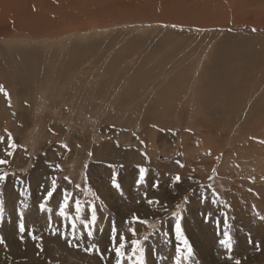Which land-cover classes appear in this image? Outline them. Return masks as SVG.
Returning <instances> with one entry per match:
<instances>
[{"label":"rangeland","instance_id":"rangeland-1","mask_svg":"<svg viewBox=\"0 0 264 264\" xmlns=\"http://www.w3.org/2000/svg\"><path fill=\"white\" fill-rule=\"evenodd\" d=\"M218 3L0 0V264H116L113 226L144 264H264V0Z\"/></svg>","mask_w":264,"mask_h":264},{"label":"snow or ice","instance_id":"snow-or-ice-1","mask_svg":"<svg viewBox=\"0 0 264 264\" xmlns=\"http://www.w3.org/2000/svg\"><path fill=\"white\" fill-rule=\"evenodd\" d=\"M253 31H255V29H253ZM0 91H3V89L0 88ZM15 147H16L15 143L12 142V138H11V136H9L8 148L9 149H14ZM61 147H63L66 151L68 150L67 145H65V144H62ZM6 155L8 157H12L13 156V152L12 151H7ZM89 155H91V153ZM177 163L181 167L184 166L182 163H180V161H177ZM6 164H8V160L0 159V166L6 165ZM55 167L57 169H59L60 166L56 165ZM85 167H87V165H85ZM7 177H8V173L7 172H0V183L6 181ZM144 179H145V169L141 168L139 170V178H138V180L136 182L137 186H139L144 181ZM65 180H67L69 183H71V180L68 177H65ZM175 181L177 183H179L181 181V178H180L179 175H177L175 177ZM113 186L114 187H119V185L117 184L115 178L113 179ZM56 187H57L56 180L53 179L52 180V185H51V190H49L47 192V195L45 197V201L39 205L41 211L45 210V204L53 196V194H54V192L56 190ZM77 187H79V186H77ZM154 187H156V185H154ZM70 202L74 203V211H75V214H76L74 219H73V221H72V229H71L72 235H71V238H69L67 233H65L62 236V238L65 239L68 242L70 247H76L77 249H79L80 248V243L79 242L73 243V242L74 241H81L82 238H83V233H81L80 236L76 235L77 225H76L75 221L76 220H80V223L83 225L84 232H86L88 239L91 241L93 239V229H94V226H95L96 221H97L96 207H95L94 204L93 205H87V211H88V213L90 215V219H81V213L83 211L82 205H81V201L79 199H75L74 201H71V193H68L66 191L65 195H64V200H63V202L60 205L59 213H58L61 217L67 218V215H70V214H66V212H65V209L67 208V206L69 205ZM212 202L215 203L216 201L213 200ZM148 203L149 204H153V203L158 204L159 201L148 200ZM3 211H4L3 202L0 201V216H2ZM174 215H175V213H174ZM132 222L133 223L147 224L146 220H141L138 216H135V215L133 216ZM49 224L51 225V218H49ZM18 227H19V232L21 234V240L23 241V233L25 232V225H24L22 217H21V221H20ZM180 228H181V225H180L179 219H177V222H176L177 232L180 231ZM131 231H132L133 236H135L136 235L135 229L133 228V229H131ZM53 234H55V231L53 232ZM30 235H32L33 240L38 239L34 234L30 233ZM116 238H117V232H116L115 226H113L112 240H113V249L115 251L116 264H124V258L125 257H127V259L131 262V264H144V259H143L144 249H143V247L140 246L141 245V241L133 239L130 242L132 247H131V253L129 254L126 251H122V249H125L126 245L128 244V241L126 240V238L121 235L119 237V244L118 245L116 244ZM147 239H148V237L145 236L144 240L147 241ZM4 243H5L4 240L2 238H0V244H4ZM220 244L226 249V251L231 252V236L229 235V233L227 231L224 232V239L220 240ZM37 247H39V245H37ZM84 250H85V252H88L89 254H92V253L98 254L102 260L104 258V253L101 252L99 250V247L97 245H95V244L90 245V247L85 248ZM179 252H180V248L178 247L177 248V253H179ZM138 253H139V255H138ZM188 254H189V256L191 255V249L190 248L188 249ZM137 255H138V258L133 260V257H137ZM228 259H232V257L229 256ZM176 264H180L179 256H178V258L176 260ZM235 264H240V261L236 260Z\"/></svg>","mask_w":264,"mask_h":264},{"label":"bare ground","instance_id":"bare-ground-1","mask_svg":"<svg viewBox=\"0 0 264 264\" xmlns=\"http://www.w3.org/2000/svg\"><path fill=\"white\" fill-rule=\"evenodd\" d=\"M40 1V0H39ZM95 1V0H94ZM207 1V0H206ZM215 0H210V4L214 3ZM220 3L218 5H221V8H223V5L227 2V0H219ZM41 7V6H40ZM232 7V6H231ZM59 8V7H58ZM62 9V8H61ZM49 11V10H48ZM31 16V15H30ZM30 19V18H29ZM27 22V21H26ZM45 22V21H44ZM37 23V22H36ZM42 23V22H41ZM258 23V22H257ZM30 24V22H29ZM27 26V25H26ZM264 26V25H263ZM264 51V50H263ZM264 57V56H263ZM226 71V70H225Z\"/></svg>","mask_w":264,"mask_h":264}]
</instances>
